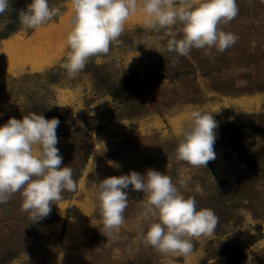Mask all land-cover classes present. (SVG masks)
<instances>
[{
    "label": "rangeland",
    "instance_id": "obj_1",
    "mask_svg": "<svg viewBox=\"0 0 264 264\" xmlns=\"http://www.w3.org/2000/svg\"><path fill=\"white\" fill-rule=\"evenodd\" d=\"M30 3L10 0L12 10L0 16V126L31 113L58 118L61 167L73 169L78 189L63 193L38 222L21 212L19 193L0 204V264H218L230 258L220 264H264V146L252 151L256 137L264 141V0H237L238 16L222 27L238 40L208 55L168 52L163 33L145 30L138 12L126 22L122 43L91 59L75 79L61 68L70 51L71 0H49L63 14L25 31L18 12ZM194 110L218 124L216 159L207 169L175 159L180 129ZM148 169L178 186L183 181V195L219 218L214 235L195 240L186 257L162 255L144 243L146 196L131 186L124 225L108 238L99 231L94 183Z\"/></svg>",
    "mask_w": 264,
    "mask_h": 264
},
{
    "label": "clouds",
    "instance_id": "obj_2",
    "mask_svg": "<svg viewBox=\"0 0 264 264\" xmlns=\"http://www.w3.org/2000/svg\"><path fill=\"white\" fill-rule=\"evenodd\" d=\"M71 3L73 15L67 35L70 51L61 64L68 79H75L91 59L107 56L113 44L122 43L120 37L126 22L138 12L144 17L145 30L163 33L159 38L167 40L166 50L177 57H186L193 49L205 50L206 55L212 49L223 53L238 40L222 27L238 16L237 0H71ZM10 9V0H0V16ZM62 14L60 7L50 6L49 0H31L26 9L19 10L18 19L25 31H34ZM59 124L58 118L46 119L42 114L31 113L22 119L9 118L0 126V204L8 203L19 193L20 210L31 222L47 218L51 205H58L63 193L78 189L73 169L61 167L63 157L56 147ZM217 127L212 114L192 111L190 120L180 129L176 161L207 169L208 163L216 159ZM255 139L252 151L264 146L260 137ZM94 184L103 225V230H98L107 238L125 223L129 186L146 196L140 215L148 228L142 239L162 255L186 257L194 251L195 240L213 236L218 227L219 218L214 210L198 209L195 197L183 195L181 189H186L183 181L178 186L170 176L157 170L148 169L145 175L130 171Z\"/></svg>",
    "mask_w": 264,
    "mask_h": 264
},
{
    "label": "trees",
    "instance_id": "obj_3",
    "mask_svg": "<svg viewBox=\"0 0 264 264\" xmlns=\"http://www.w3.org/2000/svg\"><path fill=\"white\" fill-rule=\"evenodd\" d=\"M14 23L16 22V21H13ZM9 27H10V30H13V29H15L14 27H15V25L14 24H10L9 25ZM2 38H4V37H2ZM241 247V246H240ZM235 254L236 255H239V261H242V260H245L246 259V256L242 253V251H240L239 249H237L236 250V252H235ZM235 259V258H234ZM232 263L233 262V260L230 258L229 260H222V261H220L218 264H220V263ZM237 262V261H236Z\"/></svg>",
    "mask_w": 264,
    "mask_h": 264
}]
</instances>
